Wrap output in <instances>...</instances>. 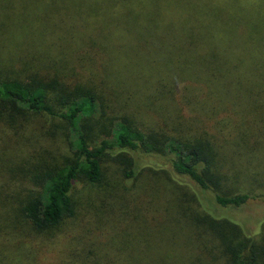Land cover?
I'll list each match as a JSON object with an SVG mask.
<instances>
[{
  "label": "trees",
  "instance_id": "obj_1",
  "mask_svg": "<svg viewBox=\"0 0 264 264\" xmlns=\"http://www.w3.org/2000/svg\"><path fill=\"white\" fill-rule=\"evenodd\" d=\"M109 1L99 3L110 6L94 16L95 33H82L78 47H69L72 56L52 60L54 76L0 81V99L62 119L73 138V157L37 176L38 189L18 207L20 222L37 236L50 233L74 216L76 182H103L106 156L124 164V179L132 180L143 170L136 157L161 155L178 176L172 180L178 189L175 217L184 225L175 232L181 237L161 234L164 252L130 253L112 262L264 264V243L206 208L240 207L249 198V193L221 192V156L241 152L244 138L264 151V0H192L190 10L168 3L165 8L176 6V14L164 15L147 0H121L118 9L117 0ZM206 8L208 27L198 24L207 23ZM161 17L165 30L185 35L171 37L168 45L140 41L150 35L138 29L158 30L152 22ZM111 25L130 42L106 41L104 30ZM71 71L80 73L79 79L65 76ZM95 129L105 137L90 146ZM114 148L117 154L110 153ZM164 225L159 232L168 228ZM149 237L150 232L138 243ZM23 256L0 255V264H31ZM88 259L78 261L111 262Z\"/></svg>",
  "mask_w": 264,
  "mask_h": 264
},
{
  "label": "rangeland",
  "instance_id": "obj_2",
  "mask_svg": "<svg viewBox=\"0 0 264 264\" xmlns=\"http://www.w3.org/2000/svg\"><path fill=\"white\" fill-rule=\"evenodd\" d=\"M104 1L109 0H0V81L26 80L32 75L54 76L50 71L52 60L72 56L69 47L71 50L78 47L82 33H95L98 20L94 16L101 9H104L102 13L109 10L110 3L100 8L99 3ZM117 1L116 9L121 8V0ZM145 3L164 15L176 14V6L190 10L192 0H147ZM168 3L177 5L165 8ZM205 13L207 23L199 21L198 24L208 27L207 8ZM152 24L160 28L138 29L150 35L140 41L168 45L171 37L186 33L180 29L165 30L162 17L159 23ZM104 33L106 41L130 42L125 32L114 25L107 26ZM54 69H57L55 64ZM59 75L55 71V76ZM65 76L70 80L79 79L80 73L71 71ZM104 137L95 129L89 138L90 146L97 145ZM245 142V138L241 140V152L219 158L218 170L223 175L221 192L249 193L247 202L240 207L212 204L214 209L206 207L209 202L204 205L219 218H229L247 234L256 236L257 243H264V151H259L255 143ZM110 153L117 154V150L114 148ZM73 154V138L62 119L29 112L0 99V255L24 254L23 260H30L31 264L36 261L38 264H81L80 256L84 261L89 258L86 261L89 263L97 259L103 262L109 257L110 264H119L112 260L130 253L164 252L166 246L160 244L161 234L181 237L175 232L179 224L182 228L184 225L175 217L178 189L172 180L178 176L168 159L161 155L136 157L143 170L133 181L124 179L121 171L124 164L116 162L112 155L106 156L102 183L90 184L83 179L75 183L74 216L50 233L35 235L20 222L18 207L38 189V175L63 164ZM210 197H206V203ZM163 222L168 228L159 232ZM149 232L151 237L138 243Z\"/></svg>",
  "mask_w": 264,
  "mask_h": 264
}]
</instances>
